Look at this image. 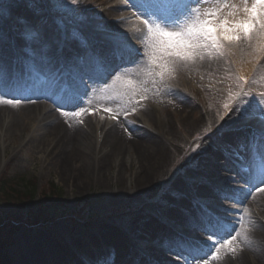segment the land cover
Here are the masks:
<instances>
[{
    "label": "bare ground",
    "instance_id": "1",
    "mask_svg": "<svg viewBox=\"0 0 264 264\" xmlns=\"http://www.w3.org/2000/svg\"><path fill=\"white\" fill-rule=\"evenodd\" d=\"M99 2L101 3L100 6L96 5V7L86 4L79 6L81 13L87 19L81 27L87 37L85 46L72 43L66 37L63 44L55 48L45 33L41 31L43 33V45L41 46L47 52L42 68L44 79L39 76L35 77V67L22 59H19L16 64L9 62V58L10 56L12 58L13 54L2 46V54L7 59L0 62V90L2 88L8 98L13 99V94L8 92V88L12 86L11 91H13L14 85L25 82L30 89V94L24 99L26 103L19 108L0 105V122H2L0 133H3L4 137L14 144L24 132H28V140H21L20 147L23 144L33 146L36 149V154L42 156L41 162L44 165L52 159H59L64 165L62 174H60L61 181L64 183L65 176L71 177L75 185L74 188L79 190L81 186L86 189L85 184L93 179L94 174L101 171L107 172L106 170L110 169V164H112L110 162L112 159L114 160L113 166L115 165L118 169L115 184L124 186L123 184L129 180L125 169L130 167L132 173L127 183L129 184L128 189H130L128 193L131 195L135 193L130 195L134 201L132 206L138 210L135 206L142 203V197L146 195L148 197L146 200L151 199V201L138 213L148 211L153 206L154 208L150 214L144 215L148 221L146 223L140 222L139 226H135L139 218L137 213L135 211L129 213V216L133 213L136 214L128 221L130 224L127 226L129 237L125 234L126 228L122 231L97 226H92L89 232L63 231L61 229L51 235L44 233L22 235L19 241L24 249L17 251V257L20 258L22 264H41L52 258L60 260L67 254L79 259L82 253L90 252L92 247L108 249L125 246L128 249L132 240L131 236H134L133 238L135 236L145 238V235L154 234L153 238H156V241L165 242L168 245V252L180 258L181 264H204L205 260L208 261V264H264V191L258 190L264 189V183H260L258 179L261 172L264 171V159H262L264 145L257 149L255 157L245 155L242 148H238L239 160L243 163L244 168L234 166L227 159L229 164L227 166L232 176L224 177L223 186L230 185L231 189L216 191L210 185H193L198 184L196 177L202 173L200 168H204L207 173L211 172V163L205 162L213 156L214 152L219 153L217 146L212 143L204 145L200 158L199 156L195 157L198 158L199 164L196 170L190 171L189 166L181 167L178 172L182 175L174 173L171 179L163 178L165 176L163 173L168 171V165L171 163V156L177 149V144L173 138L176 137L178 129H182L186 136H195L196 131L202 129L210 117L205 114L196 117L195 114L198 113L196 108L191 106L188 100H184L186 90H173L174 88H171L170 85L164 88L161 98L165 103H169L165 101V90L167 93L169 91L172 93L169 98L173 99V103L179 104L180 119L172 123L167 116L159 118L160 116L155 114V110L158 112L159 110L154 109L153 105L148 104L149 102L144 98L153 100L154 98L150 96H154V91L158 86L150 84L146 90L141 89V84L144 81L146 84L152 81L151 74H148L151 71H146L144 67L147 64L144 63L143 66V61L128 46L136 41H142L145 46H148V36L142 35L140 37L141 31L146 27L136 22L134 17H129L122 0H98L97 3ZM223 3H227L228 7H222L226 9L222 15H228L234 8L240 10L237 12V18L244 15L242 10L245 7V2L243 0H223ZM136 4L142 5L141 2ZM104 5L108 6V10L107 8L101 10ZM130 5L135 4L130 2ZM209 9L215 10V8L210 7L203 10ZM15 11L17 14H21L25 20L35 19L32 16V10L29 8L20 7ZM115 29L116 31L112 34ZM242 41L244 40L237 44H240V48H242ZM103 42L104 44H102ZM117 43L120 50L125 53L123 58L113 56V50ZM254 47L255 45L252 44L249 50L250 55L248 52L246 54L249 59L256 57L254 54L257 55V53L260 57L264 55V52H256ZM78 53L85 56V64L95 61L98 66H107L114 61L122 64V66L132 68V70L129 69L128 73L118 76V79L126 76L125 79H129L131 83L122 94L113 97L115 102L109 114L115 117L114 123L111 120L102 125L91 118L86 106L80 107L78 103L72 102L65 94L61 97L53 94L57 90L55 84L59 80L68 81L76 88V93L81 94L82 89L77 83L78 77L67 68V64L74 61V56ZM58 59L66 60L67 64L62 67ZM115 71L117 72V70ZM102 94L107 96L105 93ZM44 95L55 97L57 102L49 107L42 106L40 101ZM63 100L66 101V104H62ZM125 102H128L131 107H125ZM133 108L135 111H132ZM81 109L86 111L80 116L73 115L75 111ZM21 110H24L23 113H18ZM63 112H68L69 115L65 116ZM135 112L142 114L137 118L132 117L131 115H134ZM228 124V119L223 124L217 122L210 139L231 142L236 146L246 140L245 131L232 130V128L238 127V125L232 124V120L228 129L220 131L224 125ZM238 135L239 138H237ZM186 141L191 143L190 139ZM220 155L224 156L223 153ZM91 161H93L92 166ZM134 163L135 168H133ZM91 167L92 173L89 178ZM216 170V173L223 171L222 168ZM252 176L256 178L249 182V178ZM183 177L184 181L182 180ZM185 179L189 182L193 179V184H189ZM159 183L161 184L159 185ZM234 185H243L244 189L237 191L233 189ZM158 188H161V192L167 189L169 193L161 194L158 192ZM184 191L212 201V205L205 208L206 211L200 210L203 216L199 220V225H203L206 220H213L215 208L227 209L228 207L225 206L235 205V199L231 192L241 195L244 201H239L240 211L231 212L235 214V223L228 227L230 230L235 228V231H231V235L220 234L223 238L231 239L229 236L236 235V232L242 233L231 246L236 249L235 252H229L227 248L221 249L218 254L219 258L213 260L212 255L215 254V249L218 247V244L215 243L207 246L204 256H200L196 252L199 239L208 233L204 229H198L194 226L193 219L197 216V211H192L191 208L197 207L195 203L188 201V199L191 200V195L183 196L180 201H177V204L174 202L175 195L182 194ZM111 197L114 199L117 194H113ZM164 218L175 221L178 230L165 226L162 222ZM245 232L247 240L243 238ZM63 247L69 250H65ZM156 247L160 249V246ZM152 250L157 251L156 249Z\"/></svg>",
    "mask_w": 264,
    "mask_h": 264
},
{
    "label": "rangeland",
    "instance_id": "2",
    "mask_svg": "<svg viewBox=\"0 0 264 264\" xmlns=\"http://www.w3.org/2000/svg\"><path fill=\"white\" fill-rule=\"evenodd\" d=\"M42 1L43 10L41 13L36 10L40 8V5L37 4L35 0L25 2L24 0H6V6L4 9L0 10V22H2L3 27L5 26L7 32H5L4 36L0 31V44L5 43V45H7V50H9V48L12 49L11 39L13 31L17 30L16 23L18 22L24 27L26 23L38 26L41 31H44L48 35L49 40L53 43L55 48L58 44L63 42L65 37L70 38L79 44L85 43L87 37L81 27L82 23L87 19L81 13L79 6L80 4L95 5L98 0H82V3L78 2L76 4H73L72 0ZM140 2L149 11H156L157 15L175 18L181 17L184 7L193 4L194 0H135V4ZM250 2L251 0H248L249 4ZM14 6H28L32 9L34 8L35 11H32L34 14H32V16L35 17L34 21L23 20L13 11L11 12ZM195 7L199 8L200 5H195ZM55 9H58L61 13L66 12V15L64 17H56L54 14ZM10 12L11 14L9 16ZM223 12H226V9H223ZM12 13H14V15H12ZM181 19H183V17H181ZM115 31L116 29L113 30L112 34H114ZM117 31L119 33L118 29ZM24 32H26V37L30 35V31L26 27L24 28ZM246 42L242 41V48H240V44L228 45L229 52L222 58L214 55L205 56L204 59H197L195 62H178L175 70L165 71L162 78L158 75L161 68L149 63L151 58V48L147 46L143 66L144 63L147 64L144 68L147 72H149V70L151 71L148 74H151L150 78H152V81L148 84L144 81L141 84V89L146 90L150 84H156L158 86L154 91V96H150L154 98L153 100L144 98V100L149 102L148 104L153 105L154 109L159 110V112L155 110V114H157L158 117L160 116L159 118L167 116L172 123L177 122L180 119L181 111L179 109V104L173 103V99L169 98V95L172 96V93L170 91L167 93L165 90V101H168L169 103H165L163 98H161L163 96L164 88L167 85H170L171 88H174L173 90H186V98L184 100H188L191 103V106L196 108L195 110L198 111L197 115L195 114L196 117L201 114L210 117L204 127L196 131L195 136H186L182 129H178L179 131H177L176 137L173 138L174 142L177 144V149L174 152V155L171 156V163L168 165V171L163 173L165 175L163 178H173V174L177 173L176 170H179L181 167L189 166L190 169H192L194 165L198 167V158L195 157L199 156L200 158L203 153L202 149L204 148V145L212 143L210 136H212V133L215 131V124H217V122L218 124H223L225 119H228L230 124L235 114L233 113L231 116L225 114L226 110L223 107L225 102L230 104L231 112L233 110L236 111V105L242 96L245 101L242 107L246 109L247 118L238 122L236 125H238L239 128L242 127L244 131L248 133L252 142H254L253 135L256 137H264V127L258 128L257 126L259 123L256 122V119L259 116H264V95H262L264 94V55L260 57L257 53V55L254 54L256 57L249 59L246 54L248 52L250 55L249 50L251 49V46ZM252 44L255 45L256 42L253 41ZM1 49L3 50L0 46V61L1 58L4 57ZM40 51H42V48ZM174 59V53H170L166 56H158L160 63H169ZM38 67H41V65ZM125 78L117 82L113 89L105 92L107 96H104L102 93L96 94L88 101L86 109L91 112L92 116H95L97 113L108 114L109 111L106 109L112 108L115 102L113 97L122 94V92L129 86V79ZM230 94L233 98H230ZM141 96L145 97L144 95ZM124 105L125 107H131L128 102H125ZM23 111L24 110H21L18 113H23ZM221 117H223V119H221ZM0 124H2V122H0ZM229 124L224 125L221 129H228ZM28 138L29 133L24 132L21 138L12 144L4 137L3 133H0V184L4 179L8 178L16 190L24 193L28 190L31 183L35 182L39 195L42 194V192H47L49 187L50 189L51 187H54L57 191V196L61 199V203L64 204L67 209L75 212L85 208L84 211L88 212L86 215H82L81 221L75 220V222L78 223V226H76L75 229L78 227V231L89 232V224L90 227H108L110 229L114 227L124 229V226L126 224L128 225V220L123 218L111 220L110 215L113 210H117L121 207H133L132 203H134V201L131 199V196L135 193L132 195L128 193V190L130 189H128L129 184L127 183L130 180V174L132 173L130 167L125 169V173L129 177V180L123 184L124 186L115 184V177L118 173V169L115 165L113 166L114 160L112 159L110 161L112 164H110V169L106 170L107 172L101 171L94 174L95 176L93 179L85 184L86 189L84 186H81L79 190L78 188H74L75 185L71 177L65 176L64 183L61 181L60 174H62V167L64 165H62L59 159H52L44 165V163L41 162L42 156L36 154V149L33 146H25L26 144H23V146L20 147L21 140L27 141ZM188 139L191 140V143L186 141ZM221 144L222 142H219V147ZM194 158L195 160L197 159V161L193 164L191 161H193ZM133 160L136 162L135 159ZM92 165L93 161H91V166ZM135 167L134 163L133 168ZM91 173L92 167L89 171V178ZM69 180L71 181L69 182ZM182 180L184 181V177ZM185 180L187 181V179ZM160 184L161 183H159V185ZM154 190L157 189L154 188ZM158 192L164 195L169 193L167 189L161 192V188H158ZM113 194H117V197L114 199L111 197ZM43 195H45V193ZM142 198V203L135 206L138 211L141 210L140 208H143L144 206L146 207L151 201V199L146 200L148 199L146 195ZM37 199H40V196H37ZM239 200H241L240 197ZM152 208H154V206L148 211L142 213L144 215L146 213L150 214ZM134 210L136 209L134 208ZM127 212L128 211L126 210L125 213ZM87 214L93 216L94 219H90V217L86 219ZM135 215L136 214H134L133 217H135ZM137 216H140V214H137ZM140 217L145 216L141 215ZM88 221L89 224L87 223ZM53 224L54 225L51 226L52 229L49 232H47L48 230L45 227L28 229V227L21 225L24 227H20L17 230L13 240L14 238L19 239L22 235L28 236L32 233H49V235H51L61 229L66 231L69 227V223L64 219L55 220ZM84 228L88 229L85 230ZM116 249L114 251H116ZM14 250L15 248L5 251V254L7 253L8 257H13L12 253Z\"/></svg>",
    "mask_w": 264,
    "mask_h": 264
},
{
    "label": "snow or ice",
    "instance_id": "3",
    "mask_svg": "<svg viewBox=\"0 0 264 264\" xmlns=\"http://www.w3.org/2000/svg\"><path fill=\"white\" fill-rule=\"evenodd\" d=\"M79 0H72L73 4L78 3ZM127 5L129 0H122ZM218 0H194L191 5H186L181 13V17L170 18L168 16L157 15L156 11H145L138 13V18L147 16V19H143V24L147 29L148 46L151 48V58L149 63L161 68L158 75L162 78L165 71H174L178 62H195L197 59H204L205 56H217L224 57L228 54V45L238 44L241 40L247 41L249 46H252L253 41H256L255 51L264 52V0H251L250 6H248V0H245V7L243 8V16L237 18V12L239 9H233L228 15H222L223 8L217 7L215 10L203 9L209 4H216ZM223 2V0H219ZM195 5H200L199 8ZM135 7H144L143 5H133ZM224 7H228L227 3H224ZM25 27L30 31L29 38L34 43L43 41V33L38 26L26 23ZM179 29V30H169ZM144 49H137L138 53L143 52ZM170 53L175 54V59L169 63H160L158 56H166ZM124 52H122L117 43L113 50L114 57L123 58ZM131 54V53H129ZM141 59L144 57L141 56ZM131 83V81L129 82ZM264 95V94H262ZM230 98H233L230 94ZM76 98H72V102H75ZM21 103L19 99H6L3 93H0V104H9L18 106ZM245 103L241 96L239 102L236 105V111L232 118V124L235 125L247 118L246 109L242 106ZM225 114L230 110V104L225 102L223 104ZM110 111V109H106ZM85 109H81L79 112H74L73 115L80 116ZM135 111V108L132 109ZM65 116L69 115L68 112L63 113ZM223 119V117H221ZM82 122V121H81ZM224 131V129H220ZM264 159V154H262ZM255 176L249 178V182L255 179ZM259 182L264 183V171L259 176ZM258 187V185H256ZM264 191V189H258ZM247 211V210H246ZM243 217L241 218V220ZM211 229V234L207 236V241L218 244L215 249V254L212 255V259L219 258V252L221 249L227 248L229 252H235L236 249L231 247L233 242L237 240V237L242 235L241 232H236V235L231 236V239L221 237V233L231 235V231H235V228L231 230L226 224L209 221L204 226V230L207 232ZM243 238L247 240L246 232L243 234ZM207 246V245H205ZM204 264H208L205 260Z\"/></svg>",
    "mask_w": 264,
    "mask_h": 264
},
{
    "label": "trees",
    "instance_id": "4",
    "mask_svg": "<svg viewBox=\"0 0 264 264\" xmlns=\"http://www.w3.org/2000/svg\"><path fill=\"white\" fill-rule=\"evenodd\" d=\"M5 189V188H2ZM18 192H15V194ZM35 193H36V189H35V182L31 183V185L28 187V190L26 192H24L22 195H20V197H16L14 198L13 196H11L8 193H5V199L2 200V202H0V207H2V205L4 206V210L10 214L12 217H15L17 219V221H21L23 220V218L25 216L30 215V217H28V221L32 222V220H36L39 218L40 215L44 214V215H50V211H47L49 208V206H39L38 203H34L35 201ZM27 212L24 213V212ZM6 213V214H7ZM21 214V215H18ZM6 225L3 226L2 224V218L0 215V232L5 231L3 233L0 234H4L8 231V229H6ZM9 232H12L11 230H9Z\"/></svg>",
    "mask_w": 264,
    "mask_h": 264
}]
</instances>
